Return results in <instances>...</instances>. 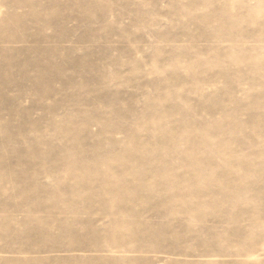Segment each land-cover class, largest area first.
Masks as SVG:
<instances>
[{"label": "rangeland", "instance_id": "374dc122", "mask_svg": "<svg viewBox=\"0 0 264 264\" xmlns=\"http://www.w3.org/2000/svg\"><path fill=\"white\" fill-rule=\"evenodd\" d=\"M0 264H264V0H0Z\"/></svg>", "mask_w": 264, "mask_h": 264}]
</instances>
